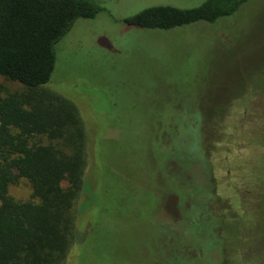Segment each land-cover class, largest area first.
<instances>
[{"label": "rangeland", "instance_id": "rangeland-1", "mask_svg": "<svg viewBox=\"0 0 264 264\" xmlns=\"http://www.w3.org/2000/svg\"><path fill=\"white\" fill-rule=\"evenodd\" d=\"M96 1L103 11L78 19L57 44L48 84L77 106L89 137L76 240L64 264H164L172 261L164 249L183 246L175 264H264V0L212 24L168 31L123 21L152 6L192 9L207 0ZM0 86L23 89L3 77ZM184 95L199 100L198 118L217 113L205 149L218 233L209 230L214 217L192 222L195 206L178 207L171 194L178 189L184 205L210 197L203 149L185 160L192 185L184 186L173 160V177H164L166 151L171 157L175 146L200 144L184 112V123H175L180 134L171 140L166 131L174 102L187 111ZM9 193L26 201L32 189L21 180ZM172 215L177 224L167 222Z\"/></svg>", "mask_w": 264, "mask_h": 264}, {"label": "trees", "instance_id": "trees-1", "mask_svg": "<svg viewBox=\"0 0 264 264\" xmlns=\"http://www.w3.org/2000/svg\"><path fill=\"white\" fill-rule=\"evenodd\" d=\"M247 1L207 0L192 9L152 6L123 22L166 31L198 22L212 24L232 16ZM101 11L103 7L96 0H0V77L23 87L8 91L0 86V264H64L76 240V202L84 188L89 137L77 106L48 84L56 68L57 44L78 19L94 18ZM184 96L187 111L174 102L166 131L171 140L180 134L181 128L175 123H184V112L190 119L189 128L199 131L200 144L197 141L193 148L187 143L184 148L175 146L170 149L174 154L171 157L166 151L169 148L165 149L164 177H173L169 171L173 160L184 172V186L192 185L185 160H193L192 155L203 149L210 197L184 205L187 200L180 202L178 189H171L178 207L195 206L198 215L192 222H196L206 213L214 217V176L205 143L213 139L214 132L209 128L217 113L198 118L195 109L201 105L199 100ZM164 137L160 135L159 140L167 147L169 137ZM21 180L28 181L32 189L31 198L26 201L16 200L9 193L10 187ZM172 216L167 222L177 224L176 216ZM214 218L216 228L211 226L209 230L218 233L219 219ZM181 249H164L172 260L164 264L184 259V246Z\"/></svg>", "mask_w": 264, "mask_h": 264}]
</instances>
